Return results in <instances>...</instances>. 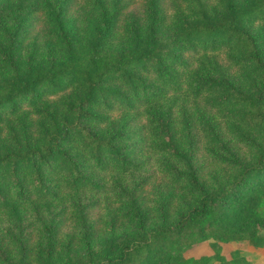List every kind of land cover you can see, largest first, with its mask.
Segmentation results:
<instances>
[{
  "label": "trees",
  "instance_id": "1",
  "mask_svg": "<svg viewBox=\"0 0 264 264\" xmlns=\"http://www.w3.org/2000/svg\"><path fill=\"white\" fill-rule=\"evenodd\" d=\"M121 3L0 0V264H254L264 0Z\"/></svg>",
  "mask_w": 264,
  "mask_h": 264
},
{
  "label": "rangeland",
  "instance_id": "2",
  "mask_svg": "<svg viewBox=\"0 0 264 264\" xmlns=\"http://www.w3.org/2000/svg\"><path fill=\"white\" fill-rule=\"evenodd\" d=\"M130 1V2H129ZM133 2V3H132ZM168 2V1H167ZM82 3L81 1H78L76 5L71 7L68 10L67 15H65L64 19L67 21L66 23H69L72 21L73 18H77L78 21L76 24L78 25V29L81 33L86 34L89 30V24L85 19V8L84 5H80ZM124 3V2H123ZM125 3L127 4L126 7L121 3L123 7H125L124 12L127 11H134L138 12L140 8L141 0H125ZM35 16L38 17V20L36 24H34V29L31 31V34L27 37L26 42H29V39H33L36 36V39H38V43L40 44V47L44 46L48 43L49 40H47V35H44V31L47 29H50L52 26L48 22L44 21L42 17V13L40 10H37L35 13ZM34 23V22H33ZM50 38V36H48ZM161 180L157 179L156 183H160ZM113 207V206H112ZM103 214V211L101 208L94 210L91 212V217L95 218ZM213 240H207L204 242H200L197 244L192 245L190 248L186 249L183 253L186 257H199L202 255L211 256L213 254V249L211 247V243ZM263 248V249H259ZM233 249H240L243 251L244 255H246L254 264H264V247H253L248 244H245L244 242L236 243V242H229V243H222L221 244V253L225 256H229V253ZM209 264H218V262L215 259H211Z\"/></svg>",
  "mask_w": 264,
  "mask_h": 264
},
{
  "label": "crops",
  "instance_id": "3",
  "mask_svg": "<svg viewBox=\"0 0 264 264\" xmlns=\"http://www.w3.org/2000/svg\"><path fill=\"white\" fill-rule=\"evenodd\" d=\"M259 249H263V248H259Z\"/></svg>",
  "mask_w": 264,
  "mask_h": 264
}]
</instances>
